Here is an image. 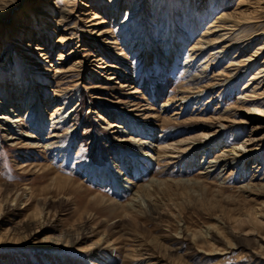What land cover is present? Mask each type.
Segmentation results:
<instances>
[{
  "label": "rangeland",
  "instance_id": "obj_1",
  "mask_svg": "<svg viewBox=\"0 0 264 264\" xmlns=\"http://www.w3.org/2000/svg\"><path fill=\"white\" fill-rule=\"evenodd\" d=\"M204 1L0 0V116L45 105L0 120V264H264V0ZM223 15L238 44L185 72Z\"/></svg>",
  "mask_w": 264,
  "mask_h": 264
},
{
  "label": "bare ground",
  "instance_id": "obj_2",
  "mask_svg": "<svg viewBox=\"0 0 264 264\" xmlns=\"http://www.w3.org/2000/svg\"><path fill=\"white\" fill-rule=\"evenodd\" d=\"M114 1V0H113ZM67 2V1H66ZM204 0H197V5H198V8L199 10H201L205 3ZM69 5V3H68ZM196 5V7H197ZM207 9V7H205ZM209 16V14L207 15ZM97 19V17H94L93 20ZM238 25L235 24V23H232L231 21H229L228 18H226V16H221V17H218V18H215L214 21L211 23V25H209L207 27V31L204 32V34H202V36L200 37V39L195 43V45L190 49V52H192L191 54L189 53V56L184 64V70L185 72L186 71H189L191 66L192 65V61H194V56H195V53H199L203 50H206L208 49L209 47H212L214 45H221L223 44L220 48H218V50H216L214 53H212V55L210 56L213 60H216L217 57H222L223 58L225 57L226 55V52L229 50V48H231L233 45H237L238 43H235V41H237V36L233 35V32L235 31H238ZM264 50V43L261 44L259 46V48L257 49V52L258 51H262ZM213 51V49H212ZM251 61V58H248L244 61H241V62H238L239 64H236V61L235 60H232L230 66L228 67V72L226 73L227 75H225V78H230L232 79L235 74L233 75V73H235V71H237L240 67H243L245 65H247V63H249ZM208 64L209 61H207ZM206 70V69H205ZM204 70V71H205ZM261 72H264V69L260 70ZM260 72V73H261ZM202 74V72H201ZM262 74V73H261ZM224 75V74H222ZM203 76H199L198 74L195 76V79L194 81L197 80V82L201 81ZM229 79V80H230ZM255 78H252V80H254ZM225 82V81H224ZM198 85V84H196ZM79 95V90L76 89L75 91V98L78 97ZM262 97L264 98V92L261 94ZM72 99H69L68 102H71ZM180 101H183V99H181ZM245 101V100H243ZM30 102V101H29ZM259 102V101H258ZM0 104H1V101H0ZM169 104V101L164 104V108L167 107ZM262 104V103H261ZM11 105V104H10ZM25 108V110H32V108L41 111L45 110V105L44 103H41L40 101H37L35 106L33 104H28L26 102H23L22 104L18 103V104H13L10 106V108L4 110V113L0 116V120H7L9 119V117L11 118V115L10 113H17V112H21L23 109ZM55 110H53V116L54 118L53 119H50L51 121H53V123H60L63 121V119L65 117H67L68 115H70V113L72 112V109L70 110H64V107L62 106H58L56 108H54ZM250 114L252 115H256V116H259V115H262V113H264L263 111H261L259 108H256V107H252V108H248L247 109ZM41 115V114H40ZM264 116V114H263ZM12 117L14 118V121L13 123H19L21 120L19 119L18 116H14L12 114ZM134 125V124H133ZM135 126V125H134ZM111 128H117V126H110ZM137 130L139 131V133L143 134L145 136V140L143 139H131V141L133 142V144H135V149L137 150V154L134 155L133 154H128V155H119L118 157L119 158H122V160H128V162H133V163H137L138 160L141 161V160H144L145 158H149V157H152V153L153 150H151L150 148V145L152 144L153 140H154V137L151 133L149 132H146V130L140 128V127H137ZM209 137V135H202L201 138L203 140L207 139ZM13 139V138H11ZM253 140L252 139H247V140H240L239 143L233 145V147L231 148V155H234V154H240V153H243L245 150L247 151L248 150V143H251ZM182 144V143H181ZM180 145V144H179ZM181 145L178 147V144H168L164 147H162L160 150L162 153H167V152H171L172 154H175V153H183L182 152V148H180ZM144 152H141L143 151ZM159 150V148H158ZM174 151V152H173ZM248 152V151H247ZM170 153V154H171ZM234 153V154H233ZM173 157V156H171ZM125 167V166H124ZM123 171L124 172H128L129 170L123 168ZM116 181V187H118L119 189L121 188L122 191H127L129 190V188H127L123 182L126 181V179H119V178H116L115 179Z\"/></svg>",
  "mask_w": 264,
  "mask_h": 264
}]
</instances>
